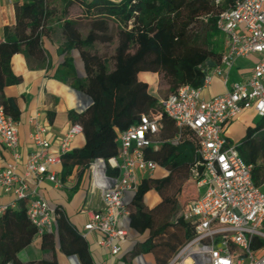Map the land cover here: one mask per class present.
Listing matches in <instances>:
<instances>
[{
	"label": "trees",
	"instance_id": "trees-1",
	"mask_svg": "<svg viewBox=\"0 0 264 264\" xmlns=\"http://www.w3.org/2000/svg\"><path fill=\"white\" fill-rule=\"evenodd\" d=\"M51 1L24 0L16 9L14 35L6 29L5 39L0 43V106L16 122L21 114L17 100L5 96V88L19 81L11 60L21 52L46 60L43 38L50 34L48 26L55 16L50 9ZM62 1L64 17L72 4H78L92 20L88 35L83 37L76 22L65 19L62 27L65 43L60 49L66 65L73 64L68 55L77 50L86 74L85 81H78V89L90 104L73 118L74 125L82 126L85 144L62 159L64 178L76 170L81 180L91 162L108 161L118 155L119 133L137 125L142 115L155 114L153 111L160 108V101L150 93L149 85L139 80L140 73L162 75L172 93L184 85L203 86L207 72L221 62L222 52L217 49L216 38L222 34L216 26L217 16L233 0L222 6H217L215 0H95L90 4ZM207 16L210 18L205 21ZM110 21L117 23L116 36L111 33ZM115 41L112 59L93 52L97 43ZM263 125L264 121L247 128L238 148L244 161L254 165L253 180L259 187L264 186ZM162 126V139L176 137L175 124L165 115ZM148 158L165 168L169 175L160 181L148 178L141 181L130 208V228L148 234L140 246L142 253H152L158 264H168L195 234L182 213L198 197L193 193L197 184L191 168L199 157L192 136L187 134L176 145L166 142L159 151L150 150ZM153 187H158L163 202L148 210L143 199ZM181 194L186 198L184 202L179 200ZM57 214L64 252L77 255L81 264H94L83 234L70 225L61 208H57ZM49 235L40 237L46 240ZM37 236V229L27 216L26 201H20L17 210L4 211L0 216V264H19L18 253Z\"/></svg>",
	"mask_w": 264,
	"mask_h": 264
},
{
	"label": "built area",
	"instance_id": "built-area-1",
	"mask_svg": "<svg viewBox=\"0 0 264 264\" xmlns=\"http://www.w3.org/2000/svg\"><path fill=\"white\" fill-rule=\"evenodd\" d=\"M69 1L90 4L95 0ZM226 1L215 3L222 6ZM216 26L225 38V47L220 64L207 72L203 86L184 85L161 100L158 114L142 115L137 125L119 133L116 157L96 159L88 167L91 190L100 191L104 207L88 212L83 236L98 234L99 246L111 257L121 253V242L129 237L120 226L121 218L130 215L126 197L137 193L143 174L150 175L159 168L148 158V152L158 151L166 142L176 145L190 134L199 157L191 168L198 197L185 207L182 216L195 234L168 264H264V193L253 180L254 165L245 162L239 145L225 137L227 125L245 111L252 110L264 120V0H233L217 16ZM250 57L258 58L251 71L231 82L237 62ZM214 76L223 79L226 92L205 100L203 91ZM164 115L178 130L174 139L161 138ZM17 126L0 106V141L14 157V162L0 172V198L14 195L16 201H26L28 219L42 236L52 232L58 214L40 196L39 187L45 182L56 189L66 187L50 168L62 164L83 129L73 125L54 156L51 144L41 137L45 130L36 124L31 137L38 150L29 155L23 173H19ZM8 208L1 207L0 214Z\"/></svg>",
	"mask_w": 264,
	"mask_h": 264
},
{
	"label": "crops",
	"instance_id": "crops-1",
	"mask_svg": "<svg viewBox=\"0 0 264 264\" xmlns=\"http://www.w3.org/2000/svg\"><path fill=\"white\" fill-rule=\"evenodd\" d=\"M120 2L121 0H112ZM24 0H0V43L5 39V30L8 29L11 35H14L16 26V9L23 4ZM50 9L55 16L49 24L50 34L44 36L43 47L47 51L46 60H39L35 57L21 52L15 55L11 60L13 73L19 81L5 88V96L17 100L20 109V118L18 124L19 144L17 152L20 155L18 162V172L23 173L24 165L30 154L37 151L38 148L32 140V133L36 124L45 131L41 137L51 144V153L58 154L63 136L74 125V116L82 113L90 104L87 96L78 89V81H85L86 74L80 60L77 50H73L69 58H72L73 64L66 65L65 56L62 51L65 43L63 35V23L65 19L76 21L77 14L83 16V8L78 4H72L68 8V14L64 17L65 5L62 0H52ZM89 21H92L88 19ZM77 24V23H76ZM82 34L81 29L77 25ZM223 36V35H222ZM224 44H225V38ZM223 44V49L225 45ZM223 53V51H222ZM257 57L241 59L232 70L231 81H239L242 76L248 74L257 62ZM254 61V62H251ZM141 82L152 85L157 80V74L142 72L138 75ZM226 92L223 79L220 76H214L211 85L203 91L202 97L205 100H211ZM257 116L252 110L243 112L240 116L231 121L225 130L226 139L240 145L232 132L238 130L241 124L246 132L247 128H254L256 125L251 121H246L245 116ZM251 117V120H252ZM237 139V137H236ZM85 144L83 133L77 135L72 142V149H80ZM162 147V146H161ZM159 148V150L161 149ZM158 150V151H159ZM14 162L13 152L7 149L0 141V172L9 164ZM52 172L65 182L64 189H56L50 183H43L39 187V194L43 197L52 208H61L64 211L66 220L79 233H84V227L89 221L88 212H97L103 209L104 203L100 191L91 190V176L88 169L81 180L79 173L74 170L72 174L64 178L65 169L62 164L52 166ZM169 172L159 166V168L150 175L143 174V179H152L160 181L166 178ZM79 183V188L75 186ZM31 184L34 186V182ZM198 196V190L193 192ZM172 195V193L170 194ZM134 194H129L125 199V205L129 212ZM184 195H179V200L185 201ZM163 202L158 187H153L144 196L143 204L148 210H153ZM9 207L13 210L19 208V202L14 195H3L0 198V208ZM2 214H0L1 216ZM120 226L124 227L129 237L121 242V253L116 257H111L110 252L99 246V235L95 233L88 234L85 239L88 244L89 253L94 264H137L141 256H151L152 264H158L156 257L141 252V244L148 237L147 233L140 234L130 228L129 216H123L120 220ZM46 242V244L44 243ZM17 259L19 264H47L55 262L57 264H81L77 255L66 254L62 249L61 235L56 223L48 239L43 240L37 236L31 244L21 250ZM150 262H147L149 264Z\"/></svg>",
	"mask_w": 264,
	"mask_h": 264
},
{
	"label": "rangeland",
	"instance_id": "rangeland-1",
	"mask_svg": "<svg viewBox=\"0 0 264 264\" xmlns=\"http://www.w3.org/2000/svg\"><path fill=\"white\" fill-rule=\"evenodd\" d=\"M82 15L83 16H79L77 14V16H76L77 18H76L75 22L79 26V29H81L82 36L86 37L89 33V30H90L91 21L88 20L90 18L86 16L84 10H83ZM110 27H111V31H112L111 33L114 36H116L117 29H118L117 23L115 21H110ZM216 43L218 45L217 49L220 52H222L224 50L223 49L224 39H223L222 35H219L216 38ZM116 46H117V41H115L112 44H99V43H97L94 46L93 52H96L102 58L112 59V57L115 54ZM251 62H254V61L251 60ZM110 68L111 69L113 68V62H111ZM231 82H233V81H231ZM149 87H150V93L154 97H156L159 101L166 99L169 95L172 94V92L170 91V88H169L168 84L166 83L165 79L163 78L162 75H159V74H157V80L151 86L149 85ZM153 112L155 114H158V112H160V108L158 107ZM251 117H252V115L249 114V116L246 115L244 118L246 121H251V124H253V125H258L264 121L263 118L258 117V116L252 117V120H251ZM237 129L238 130H236V133H235V131L232 132V137L235 138V140L237 142H240L244 138L246 132L244 130V127L241 124L238 125ZM236 137H237V139H236ZM261 190L264 193V186L261 187ZM141 257L142 258L137 260V262H138L137 264H147V262H150L149 264H152L151 256L145 255L144 257L143 256H141Z\"/></svg>",
	"mask_w": 264,
	"mask_h": 264
}]
</instances>
